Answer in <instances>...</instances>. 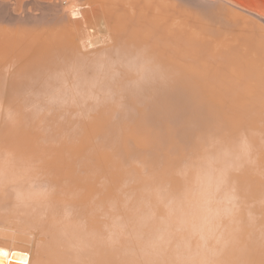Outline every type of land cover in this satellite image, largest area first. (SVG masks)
<instances>
[{"label": "bare ground", "instance_id": "bare-ground-1", "mask_svg": "<svg viewBox=\"0 0 264 264\" xmlns=\"http://www.w3.org/2000/svg\"><path fill=\"white\" fill-rule=\"evenodd\" d=\"M35 1L0 8V264H264L263 17Z\"/></svg>", "mask_w": 264, "mask_h": 264}, {"label": "rangeland", "instance_id": "rangeland-1", "mask_svg": "<svg viewBox=\"0 0 264 264\" xmlns=\"http://www.w3.org/2000/svg\"><path fill=\"white\" fill-rule=\"evenodd\" d=\"M6 1V2H5ZM34 2H32V0H2V1H0V8L3 6V8L5 9V6H6V8H8V10H11V12H9L8 11V15L9 16H14L13 14H15V16H17L18 15V17L20 18V21H21V19L23 18V20H22V22H30V19H31V21H32V19L33 18H30L28 15H30V13L28 12L30 9L33 11V7H35L36 6V1L35 0H33ZM39 2L41 1V2H44V3H50V1L51 2H53V0H38ZM46 1V2H45ZM49 1V2H48ZM55 1V0H54ZM174 1H177V3L179 2V4H182V5H189V7H190V4H188L187 3V0H174ZM205 1V0H204ZM208 1V0H207ZM206 1V2H207ZM210 1V0H209ZM212 1V0H211ZM214 1H216V0H214ZM218 1V0H217ZM226 1H229V2H231V3H233V4H235V5H237V6H239V7H242V8H244V9H246V10H248L251 14H253V15H248V18H247V21L250 23V24H252V25H254V23L256 22V23H261V22H263L262 20L264 19V0H226ZM4 2V3H3ZM7 2H9V5H5V3H7ZM66 2V0H63V4H66L65 3ZM14 3H16V4H14ZM24 3V4H23ZM34 3H35V5H34ZM5 5V6H4ZM34 5V6H33ZM23 6H26V8H27V12L26 11H24L23 9H22V7ZM192 7H190V8H192V9H196V8H194V6L193 5H191ZM10 7V8H9ZM32 7V8H31ZM12 8V9H11ZM22 9V10H21ZM30 10V11H31ZM24 11V12H23ZM13 12V13H12ZM21 12V13H20ZM16 13H18V14H16ZM27 13V15L25 16V14ZM19 14H20V16H22V14H24L23 16H22V18L19 16ZM255 15H259V16H255ZM14 16V17H15ZM38 16H41V14L38 12ZM37 16V17H38ZM253 16V17H252ZM256 18H258V19H256ZM26 17V18H25ZM260 17H263V19L262 18H260ZM250 18V19H249ZM259 18H260V20H259ZM25 19V20H24ZM35 19V18H34ZM33 19V21H40V20H38L37 18H36V20H34ZM260 22H259V21ZM33 23V22H32ZM263 24H264V22H263Z\"/></svg>", "mask_w": 264, "mask_h": 264}]
</instances>
